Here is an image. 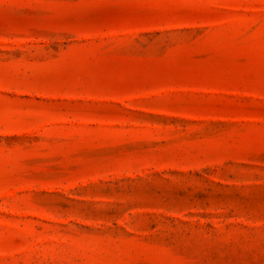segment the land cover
Returning a JSON list of instances; mask_svg holds the SVG:
<instances>
[{
    "label": "rangeland",
    "instance_id": "rangeland-1",
    "mask_svg": "<svg viewBox=\"0 0 264 264\" xmlns=\"http://www.w3.org/2000/svg\"><path fill=\"white\" fill-rule=\"evenodd\" d=\"M0 264H264V0H0Z\"/></svg>",
    "mask_w": 264,
    "mask_h": 264
}]
</instances>
